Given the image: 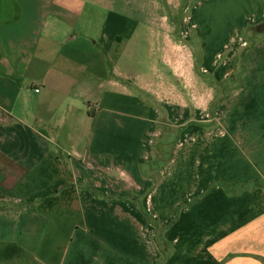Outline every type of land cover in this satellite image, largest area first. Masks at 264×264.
Listing matches in <instances>:
<instances>
[{"label": "crops", "instance_id": "1", "mask_svg": "<svg viewBox=\"0 0 264 264\" xmlns=\"http://www.w3.org/2000/svg\"><path fill=\"white\" fill-rule=\"evenodd\" d=\"M180 1L0 0V264H264V0Z\"/></svg>", "mask_w": 264, "mask_h": 264}, {"label": "rangeland", "instance_id": "2", "mask_svg": "<svg viewBox=\"0 0 264 264\" xmlns=\"http://www.w3.org/2000/svg\"><path fill=\"white\" fill-rule=\"evenodd\" d=\"M171 2H172V3H176V4H177L176 6H178V7H179L180 5L182 6L180 0H171ZM187 5H188V4H186L185 7H184L185 12H186V10H187ZM178 7H177V8H178ZM263 36H264V33L259 35V37H262V38H263ZM197 48H201V49H203V48L201 47V45H200V47H197ZM200 52H201V51H200ZM238 71H240V72L245 71V70H244V64H243V65H242V64L239 65V69H238ZM230 83H233V82H230ZM235 87H236V84H235L233 87H230V86L225 87V89H226V93L231 92V90H233V88L235 89ZM230 88H232V89H230ZM220 92H223V91L220 90Z\"/></svg>", "mask_w": 264, "mask_h": 264}, {"label": "water", "instance_id": "3", "mask_svg": "<svg viewBox=\"0 0 264 264\" xmlns=\"http://www.w3.org/2000/svg\"><path fill=\"white\" fill-rule=\"evenodd\" d=\"M253 30H254L255 32L260 33V32H263L264 27H263V26H257V27H255Z\"/></svg>", "mask_w": 264, "mask_h": 264}, {"label": "built area", "instance_id": "4", "mask_svg": "<svg viewBox=\"0 0 264 264\" xmlns=\"http://www.w3.org/2000/svg\"><path fill=\"white\" fill-rule=\"evenodd\" d=\"M35 91L38 93L40 90H39V89H36ZM88 111H89V112H92V111H93L92 106H89V107H88Z\"/></svg>", "mask_w": 264, "mask_h": 264}]
</instances>
